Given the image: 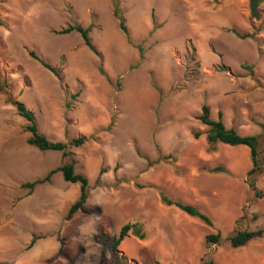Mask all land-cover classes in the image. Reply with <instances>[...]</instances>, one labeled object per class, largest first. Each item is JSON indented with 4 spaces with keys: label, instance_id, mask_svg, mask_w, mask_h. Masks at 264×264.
I'll return each mask as SVG.
<instances>
[{
    "label": "rangeland",
    "instance_id": "rangeland-1",
    "mask_svg": "<svg viewBox=\"0 0 264 264\" xmlns=\"http://www.w3.org/2000/svg\"><path fill=\"white\" fill-rule=\"evenodd\" d=\"M259 10L251 19L248 0H0V264H116L120 254L130 264H264V236L237 249L226 239L264 227V168L257 197L246 181L248 149L208 151L207 126L195 118L206 103L227 127L259 135L264 163V88L243 67L264 79V2ZM69 25L90 27L94 50L77 32L59 33ZM14 99L50 140L88 141L67 158L30 145ZM66 160L89 182V212L68 220L78 184L57 172L22 187ZM219 164L231 175L200 170ZM160 191L196 205L214 226L163 204ZM127 222L141 223L145 238L130 233L118 254L99 243ZM217 232L220 244L205 241Z\"/></svg>",
    "mask_w": 264,
    "mask_h": 264
},
{
    "label": "trees",
    "instance_id": "trees-1",
    "mask_svg": "<svg viewBox=\"0 0 264 264\" xmlns=\"http://www.w3.org/2000/svg\"><path fill=\"white\" fill-rule=\"evenodd\" d=\"M264 0H248L249 4V16L251 19H260V5ZM113 14L118 21L120 30L124 35L129 39V31L125 24V18L118 9V5L115 4L113 8ZM156 26H154V29ZM90 27H83L81 25H69L65 28H62L59 33L67 34L71 32H77L80 34L83 43L94 50V47L90 39ZM233 32L241 39L253 38L255 32L239 33L237 31ZM131 42V41H130ZM138 48L139 55L141 58L144 56V50L141 44H136ZM29 55L37 60L44 68L48 69L50 72L58 76L57 70L51 66L46 60L39 57L34 51H29ZM243 67L250 70L251 74L254 76V80L257 86L264 88V79L259 76H255L251 65L243 64ZM11 104L15 106L18 115L24 118L27 121L26 130L30 133V136L27 142L40 149V150H52V151H61L63 157L67 158L70 156L68 150L69 147H80L88 141V137L81 135L79 137L73 138L68 142L62 141H53L50 140L46 135L40 132L37 124V119L34 112L27 108L25 103L20 100L14 99L11 100ZM203 125L207 126L206 131V141L208 144V151L215 150L214 146L218 143L230 145V146H246L250 151L251 167L247 172L246 181L249 185V188L254 192L255 196L262 197L263 192L256 186V178L260 175L264 168V163L259 158V135L257 134H241L234 127H227L223 121L222 111L217 112V117L213 118L211 116V108L208 104L204 103L201 106L200 113L195 116ZM202 134L201 131H194L193 136L198 138ZM200 170L207 171L211 174H223L231 175V172L224 165H215L213 167L201 166ZM106 170L101 168L98 173V180L101 175ZM61 172L63 179L70 183H75L79 185V194L76 200L69 206L65 219H70L76 212H89V209L86 207V202L89 197V182L88 178L75 170L73 161L66 160L62 165L57 166L49 170V172L42 178H38L31 182H25L22 184V187L27 189H33L37 184H42L49 182L51 177L57 173ZM160 197L163 204L167 206H174L184 212L186 215L196 218L205 225L209 227L214 226L212 218L204 211L199 209L196 205L185 203L178 199H173L169 197L164 191H160ZM133 234L140 239L145 238L143 227L139 222H127L123 224L115 235L112 237H107L103 234L98 235V241L103 246L109 247L111 251L115 254L120 253L119 245L121 242L129 235ZM264 236V227L258 228L256 230H242L236 229L232 234L226 237L230 246L232 248H240L247 245L249 242L262 238ZM205 241L212 244H220L222 241V235L220 232L210 233L205 235ZM35 242V238H32L30 246ZM104 260L101 259V263ZM116 264H130L127 261V257L124 254H120L118 259L115 262ZM144 264H153V263H144ZM161 264V263H154ZM176 264V263H171ZM203 264H214L212 260L204 262Z\"/></svg>",
    "mask_w": 264,
    "mask_h": 264
},
{
    "label": "crops",
    "instance_id": "crops-1",
    "mask_svg": "<svg viewBox=\"0 0 264 264\" xmlns=\"http://www.w3.org/2000/svg\"><path fill=\"white\" fill-rule=\"evenodd\" d=\"M240 146H242V145H240ZM236 147H238V146H236ZM242 147H244V146H242ZM245 148H247L246 146H245ZM248 149V148H247ZM247 153H250V151H249V149H248V152Z\"/></svg>",
    "mask_w": 264,
    "mask_h": 264
}]
</instances>
